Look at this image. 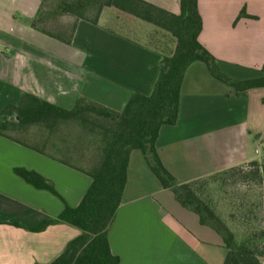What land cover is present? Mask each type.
I'll return each mask as SVG.
<instances>
[{"label": "crops", "instance_id": "obj_1", "mask_svg": "<svg viewBox=\"0 0 264 264\" xmlns=\"http://www.w3.org/2000/svg\"><path fill=\"white\" fill-rule=\"evenodd\" d=\"M173 14L179 0H144ZM42 0H0V99L17 105L30 93L70 109L85 97L122 111L133 93L148 96L167 51L113 34L98 24L73 21L68 43L32 27ZM198 42L235 80L261 75L264 65V0H198ZM244 12L245 16L241 13ZM174 40V39H173ZM6 105V106H7ZM4 107H0V111ZM264 145V88L236 92L212 77L204 63L185 71L174 125L160 128L156 150L177 184L257 161ZM0 135V264H47L79 231L67 224L32 232L76 207L91 179L51 157ZM61 158L62 146L58 147ZM23 168L50 182L58 198L14 173ZM118 264H230L222 239L161 187L138 150L131 152L127 181L107 233Z\"/></svg>", "mask_w": 264, "mask_h": 264}, {"label": "trees", "instance_id": "obj_2", "mask_svg": "<svg viewBox=\"0 0 264 264\" xmlns=\"http://www.w3.org/2000/svg\"><path fill=\"white\" fill-rule=\"evenodd\" d=\"M46 4H51L49 12L44 9ZM179 6V13L173 14L144 0H42L32 27L47 35L56 36L65 43L71 38L72 25L67 35L62 34L61 37V31L56 34L44 28L40 29L36 22L43 21V15L56 19L68 14L75 18L74 21L98 24L102 11L114 8L168 32L175 41L172 53L163 55L158 64V75L151 94H131L122 111L111 110L85 97H78L70 109H64L30 93H23L17 105H7L0 111V135L42 154L47 149L46 142L36 146L28 145L8 132L36 126L46 129L50 135L60 125L75 124L81 128L83 134L89 132L98 139V161L87 170L71 163L66 156L76 145L63 146L65 153L61 154V158L55 157L59 155V143L50 146L51 151L56 152L51 157L86 174L91 183L78 206L72 208L65 205L55 220L45 219L36 227L29 228L32 232H41L49 225L63 223L79 231V235L67 243L63 252L47 264H118V259L110 251L107 233L121 204L129 157L134 150L142 153L146 165L161 187L170 190L181 206L194 212L200 224L208 226L220 236L228 250L230 264H242L238 257L241 253L264 257V252H253L255 248L251 250V237L237 241L234 232L203 198V180L206 178L177 184L158 156L156 140L160 128L174 125L177 120L182 81L186 69L192 63H204L212 77L236 92L264 88V65L260 69V76L247 80H235L221 72L217 60L198 42V35L202 30L198 0H179ZM241 15L245 16V13L242 12ZM15 116L18 121L9 120ZM232 169L240 173L244 180L260 179L264 182V164L254 161L228 170ZM14 173L34 188L61 198L54 186L39 174L23 168L14 169Z\"/></svg>", "mask_w": 264, "mask_h": 264}, {"label": "rangeland", "instance_id": "obj_3", "mask_svg": "<svg viewBox=\"0 0 264 264\" xmlns=\"http://www.w3.org/2000/svg\"><path fill=\"white\" fill-rule=\"evenodd\" d=\"M51 4L45 5V11H50ZM100 27L103 29L131 39L140 40L142 43L170 51L173 37L166 31L158 29L151 24L140 21L130 15L122 13L114 8H106L102 11ZM43 21H37L38 28H44L53 33H60L61 37L67 35L70 25L75 18L65 14L56 19L49 15H43ZM64 30V31H63ZM3 94L0 99V107H6L12 103L13 93ZM11 97V98H9ZM3 108V109H4ZM2 109V110H3ZM1 110V111H2ZM81 128L75 124L60 125L56 132L49 135L46 129L31 126L22 131L8 132L12 137L28 145H41L46 142L47 148L57 143L65 147L76 148L67 152L71 163L84 169H90L98 161L96 136L89 132L82 133ZM64 140V142H62ZM75 147V146H74ZM261 147V146H259ZM264 147V145H262ZM68 151V150H66ZM56 154V152H54ZM65 150H62V154ZM260 165L264 161L257 156ZM205 183L203 198L212 206L215 213L221 217L224 224L235 234L237 241L251 237L253 252H264V182L260 179L244 180L242 175L235 170H222L203 180ZM263 232V234H262ZM251 253L238 254L242 264H264V257H256Z\"/></svg>", "mask_w": 264, "mask_h": 264}, {"label": "built area", "instance_id": "obj_4", "mask_svg": "<svg viewBox=\"0 0 264 264\" xmlns=\"http://www.w3.org/2000/svg\"><path fill=\"white\" fill-rule=\"evenodd\" d=\"M255 152L260 156V160L264 161V147H258Z\"/></svg>", "mask_w": 264, "mask_h": 264}, {"label": "water", "instance_id": "obj_5", "mask_svg": "<svg viewBox=\"0 0 264 264\" xmlns=\"http://www.w3.org/2000/svg\"><path fill=\"white\" fill-rule=\"evenodd\" d=\"M9 120L10 121H13V120H15V121H18V117L17 116H15V118L13 119V118H9Z\"/></svg>", "mask_w": 264, "mask_h": 264}]
</instances>
